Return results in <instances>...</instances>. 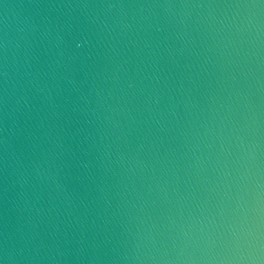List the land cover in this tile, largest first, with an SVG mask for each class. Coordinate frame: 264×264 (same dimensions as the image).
<instances>
[{"label": "water", "instance_id": "obj_1", "mask_svg": "<svg viewBox=\"0 0 264 264\" xmlns=\"http://www.w3.org/2000/svg\"><path fill=\"white\" fill-rule=\"evenodd\" d=\"M0 264H264V0H0Z\"/></svg>", "mask_w": 264, "mask_h": 264}]
</instances>
